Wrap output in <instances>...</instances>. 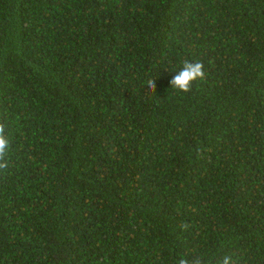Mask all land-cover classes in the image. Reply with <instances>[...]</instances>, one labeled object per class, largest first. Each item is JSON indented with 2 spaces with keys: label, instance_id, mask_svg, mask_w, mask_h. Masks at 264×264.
<instances>
[{
  "label": "trees",
  "instance_id": "obj_1",
  "mask_svg": "<svg viewBox=\"0 0 264 264\" xmlns=\"http://www.w3.org/2000/svg\"><path fill=\"white\" fill-rule=\"evenodd\" d=\"M0 123V264H264V0H0Z\"/></svg>",
  "mask_w": 264,
  "mask_h": 264
},
{
  "label": "clouds",
  "instance_id": "obj_2",
  "mask_svg": "<svg viewBox=\"0 0 264 264\" xmlns=\"http://www.w3.org/2000/svg\"><path fill=\"white\" fill-rule=\"evenodd\" d=\"M204 65L202 62H190L185 61L180 71L170 81L171 88H174L180 92L188 93L192 89L193 83L198 79L205 78ZM150 91H155V81L149 80L147 83ZM5 126L0 123V169L8 168V162L5 161V154L10 148V141L5 136ZM183 228H187V225H182ZM180 264H188L186 259H181ZM222 264H235L234 260L230 256H224Z\"/></svg>",
  "mask_w": 264,
  "mask_h": 264
}]
</instances>
